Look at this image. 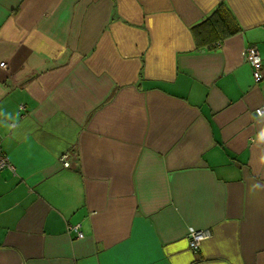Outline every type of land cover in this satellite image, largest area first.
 Returning <instances> with one entry per match:
<instances>
[{"label": "crops", "instance_id": "crops-1", "mask_svg": "<svg viewBox=\"0 0 264 264\" xmlns=\"http://www.w3.org/2000/svg\"><path fill=\"white\" fill-rule=\"evenodd\" d=\"M249 46L264 0H0V264H264Z\"/></svg>", "mask_w": 264, "mask_h": 264}, {"label": "built area", "instance_id": "built-area-1", "mask_svg": "<svg viewBox=\"0 0 264 264\" xmlns=\"http://www.w3.org/2000/svg\"><path fill=\"white\" fill-rule=\"evenodd\" d=\"M242 56L245 60V62L250 66L251 68V74L252 79L254 82H260L262 78H264V66H262V60L258 53V50L255 46H249L245 48L242 52ZM4 64H0V66H3ZM23 109V108H21ZM256 114L258 116L264 115V110H256ZM60 161L63 163L64 167H68V162H65L63 158L60 159ZM10 169L13 170L14 167L10 163L8 157L3 154L1 147H0V171L3 169ZM69 231H74L77 238H82V233L79 231L78 226H69ZM208 236L206 232L203 231H194L191 230L187 234V240L188 245L192 251H196L200 243Z\"/></svg>", "mask_w": 264, "mask_h": 264}, {"label": "trees", "instance_id": "trees-1", "mask_svg": "<svg viewBox=\"0 0 264 264\" xmlns=\"http://www.w3.org/2000/svg\"><path fill=\"white\" fill-rule=\"evenodd\" d=\"M223 21H224L223 15L221 14L219 10H217L212 16L208 18V20H206V22H204V24H202V26L203 25L205 26L206 24H208L209 26L208 28H211V29H207L203 31L198 29L197 31H195L196 38L206 43L208 42V39L211 38V36H217L218 38H222V37L234 34V32L236 31L230 28L226 30L227 34H222L218 36V34L215 33L217 31L218 25L220 24V22H223ZM211 32L213 33V35H211L212 34Z\"/></svg>", "mask_w": 264, "mask_h": 264}]
</instances>
